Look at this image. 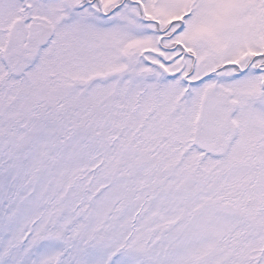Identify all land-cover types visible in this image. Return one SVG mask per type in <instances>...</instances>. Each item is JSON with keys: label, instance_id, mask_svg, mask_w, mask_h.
I'll list each match as a JSON object with an SVG mask.
<instances>
[{"label": "snow or ice", "instance_id": "obj_1", "mask_svg": "<svg viewBox=\"0 0 264 264\" xmlns=\"http://www.w3.org/2000/svg\"><path fill=\"white\" fill-rule=\"evenodd\" d=\"M0 264H264V0H0Z\"/></svg>", "mask_w": 264, "mask_h": 264}]
</instances>
